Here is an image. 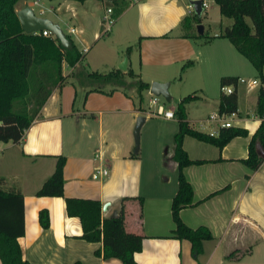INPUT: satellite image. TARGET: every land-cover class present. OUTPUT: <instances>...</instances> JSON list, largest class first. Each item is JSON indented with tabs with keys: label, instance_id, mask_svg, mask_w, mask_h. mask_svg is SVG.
<instances>
[{
	"label": "crops",
	"instance_id": "0c3cea01",
	"mask_svg": "<svg viewBox=\"0 0 264 264\" xmlns=\"http://www.w3.org/2000/svg\"><path fill=\"white\" fill-rule=\"evenodd\" d=\"M106 1L114 6L103 11L92 0H19L15 10L25 3L33 9L38 6L36 15L58 23L61 28L73 17L79 32L76 26L68 32L73 35L78 32L77 37L85 43L80 50L83 61H87L88 53L101 38L118 30L120 20L127 14L128 32L139 41L140 47L149 43L155 46L154 56L143 61L157 66L156 70L193 57L197 40L204 42L186 36L180 26L183 18L192 14L189 0H101ZM108 7L113 9L115 22L104 32L103 16ZM197 24L191 30L194 33ZM218 35L208 42L226 39ZM122 58L112 67L116 69ZM127 58V68L138 74L131 57ZM66 66L63 75L69 76L72 68ZM234 68L221 75L241 77ZM150 79L169 82L171 78L161 71ZM71 82L68 78L53 89L18 142L0 141V188L23 195L24 235L18 238V243L25 260L32 264H122L117 258L104 259L96 254L98 250L102 252L101 241L81 238L79 218L69 216L65 208V198L75 197L98 199L101 204L109 202L106 210H102L104 216H115L123 208L125 230L143 236L142 249L134 254L137 264H264V161L254 171L242 161L248 156L249 141L261 122L256 113L258 94L244 93L239 98L236 87L238 108L231 122L234 127L247 129V136H237L222 148L190 136L183 139L188 157L204 162L182 169L192 186L193 201L179 211V217L187 226H205L212 234L211 239L203 242V251L196 259L188 240L172 236L175 222L171 203L179 174L172 159L174 138L165 150L138 152L132 134L140 112L129 111L128 127L120 124L119 129V102L122 103L119 95L126 98L131 94L119 90L111 94L89 92L84 100L87 88L81 87L79 96L75 88L78 85ZM217 100L216 109L207 117L218 111L219 97ZM95 104L99 105L97 115ZM245 107L251 115L244 112ZM187 119L192 125L204 120H192L188 114ZM193 126L206 133V129ZM175 129L173 137L178 127ZM58 156L66 158L63 196H36L53 173ZM97 169H106L108 173L93 179ZM41 209L48 211L46 228L38 218Z\"/></svg>",
	"mask_w": 264,
	"mask_h": 264
},
{
	"label": "trees",
	"instance_id": "16d2710c",
	"mask_svg": "<svg viewBox=\"0 0 264 264\" xmlns=\"http://www.w3.org/2000/svg\"><path fill=\"white\" fill-rule=\"evenodd\" d=\"M19 0H0V141L18 142L33 120L41 111L53 89L64 84L69 77L77 80L86 79L84 96L89 92L111 94L122 90L134 89L143 101L144 90L149 84L142 81L131 68L124 72L115 69L107 73L87 71L83 66V53L72 42V49L61 46L56 38L44 36L41 32L27 33L21 28L16 15L15 4ZM34 1V0H26ZM84 1V0H77ZM206 1V0H202ZM219 8L221 16L232 19V24L219 34L226 38L257 70L260 87L256 101V113L261 122L251 136L248 144V156L243 163L254 171L262 164L264 158L257 153L256 145L264 150V0H213ZM205 9H202V13ZM201 13V14H202ZM201 16V15H200ZM195 13L186 15L181 21V28L186 36L200 39L193 31V25L200 22ZM250 19L252 26L248 24ZM192 30V31H191ZM204 42L211 37L201 36ZM130 47L127 48V53ZM75 70L67 77L63 75V65ZM134 77L128 81L126 77ZM235 85L230 94L220 93L219 113L236 112L238 108L237 77L223 76L220 87ZM194 96H186L174 111L178 130L174 135L172 159L177 163L178 188L172 198V212L175 228L172 236L186 239L191 244L194 258L203 251V242L212 238L210 230L205 226L191 228L179 217V211L193 201V189L185 178L182 169L191 164L204 161L191 160L183 148L185 136L212 144L218 148L225 146L237 136H247L248 131L241 127L219 128L218 135L209 134L196 129L187 119L185 103ZM143 111L142 106H138ZM66 158L58 156L53 173L42 183L36 196H63V168ZM1 180V179H0ZM123 198L122 200H125ZM101 202L90 198H65L66 212L71 217H78L81 222V238L89 242H102V252L97 255L104 259L117 258L122 264H137L134 254L142 249L143 236L128 233L124 227L123 208L115 216H104ZM43 228L48 227L49 216L46 209L38 215ZM24 235V202L19 191L6 192L0 188V262L1 264H32L23 258L18 238Z\"/></svg>",
	"mask_w": 264,
	"mask_h": 264
},
{
	"label": "rangeland",
	"instance_id": "374dc122",
	"mask_svg": "<svg viewBox=\"0 0 264 264\" xmlns=\"http://www.w3.org/2000/svg\"><path fill=\"white\" fill-rule=\"evenodd\" d=\"M92 1L94 3H97L98 10L101 11H103L107 6H114V4L109 3V1H106V3H102L101 0ZM120 1L123 2V0ZM206 2L208 6L201 14L200 22L196 25L195 28V34L199 35L200 39H202L201 36L214 38L215 34L223 33L225 27L232 24L231 18H226L220 15L218 5L213 0H206ZM55 4H57V2H55ZM39 10L40 9L38 6L34 7V11L36 12V14H39ZM121 10L122 7H119L118 11L120 14ZM68 14L71 16L70 11ZM129 16L127 14L122 20H120L119 28L117 31H114V33L112 32L110 34H106L98 43H96L95 46H93L94 44L91 43L93 48L88 53V63L86 60H84L82 64L87 71L107 73L109 71L115 70V68L112 66H115L118 58H120L121 56H123L124 58L128 55L131 57L132 61L135 64V71L136 73H138V77L142 81L148 83L149 86L152 82H154L150 81V78H152V76H154V73L156 72L161 73L162 71L170 76L171 79H169L170 81L168 82L170 83L168 91L171 98L168 101L163 96H157V103L155 105H150L149 101L152 98V95L149 92L150 87L148 90H144L142 92L143 101L141 102V105L138 104L139 98L134 89H127L128 95L130 96L131 94V97L125 98L124 96L122 97L121 95H119V101H122V103L119 102V110H121V113L119 114V129L121 128L120 124H122L123 128L125 125H127L128 127V121L131 118L129 115V111H139L138 106H142L143 108V111H139L140 115L138 116H147L146 121L142 123L143 125H141L140 127L137 145L139 149L138 152H142L144 150L146 151V149L148 151L154 152L157 148L165 150L168 144L169 146L172 145V140L174 138L172 132L173 130H176L175 126L176 128L178 127L177 118L175 117L167 120L164 116L156 114L157 109L160 105L165 110L173 109L175 111L178 103L184 97L190 95L195 97L190 98L185 103V110L190 119H204L210 112L215 110L217 107V98L221 93L219 80L220 77H218L217 75L220 74V76H223L221 74H225L224 72H226V70H232L235 67L234 72H237L239 75H241L242 78H245L247 81L255 79L257 82V84H255L253 87H249L247 82L239 83V98L244 93H252L254 95L258 94L260 82L257 70L246 58L238 53V51L227 39L216 40L212 43H204L201 40H197V44H195L197 50L195 49L196 52H194L193 57H190L189 59L183 61H173L171 64L166 65L164 68H161V66H159L161 69L156 70L157 66H153L152 64H145L143 59L147 62L156 53V51H154L155 46L152 45V43H149L146 44L144 48L140 47L139 41L135 40L134 35H132L131 31L130 34L128 32L127 28L130 26V24H128V18H130ZM247 22L252 26V22L250 19H247ZM72 26H76V30L79 29L73 17L67 20V24H62V30L73 41L76 48L82 50L85 46V43L80 41L79 37H77L76 34L79 31L77 30L78 32L74 35L69 34L68 32V29ZM199 26L202 27V31H200ZM128 47H130V50L127 53ZM119 64L117 65L116 69H119ZM143 64L144 66H142ZM66 67L71 68L68 66ZM73 70L75 69L72 68L70 74L73 72ZM126 71L127 69L124 72ZM175 71L176 73L174 75H171ZM126 79L128 81L135 80L134 77L128 76L126 77ZM69 80L72 81V84L78 85L75 88L76 90H78V95L80 96V89L81 87H84V83H87L86 79L80 78L79 80H77L74 77H69ZM83 97L84 100H86V96L83 95ZM94 99H97L96 96ZM98 106V104H95L94 112H96L95 110H98ZM248 109V107H245L244 112L251 115ZM95 114L97 115V112ZM136 122L137 118L135 119L132 134L134 141V128ZM193 125H195L196 127H200L198 125V121H195ZM232 125H235V123L233 122ZM213 127L216 128V125L213 124Z\"/></svg>",
	"mask_w": 264,
	"mask_h": 264
},
{
	"label": "water",
	"instance_id": "95a60500",
	"mask_svg": "<svg viewBox=\"0 0 264 264\" xmlns=\"http://www.w3.org/2000/svg\"><path fill=\"white\" fill-rule=\"evenodd\" d=\"M202 0H189L190 5L193 8V11L198 16L202 13ZM16 15L19 19L21 28L24 32L27 33H36L40 32L42 30H48L50 31L54 37L59 41L61 46L65 49L71 50L72 49V42L69 39V37L64 33L62 28L59 26L58 23L53 22L52 20L41 17L35 14V11L32 7V5H29L28 3H25V5L16 11ZM200 31H202V27L199 26ZM127 56L123 58L121 63L119 64L118 68L125 71L127 69ZM170 83L168 82H152L150 84V94L154 96H163L167 101L171 98L168 88ZM145 117L138 116L137 122L134 128V136H135V142H136V150L138 149V137H139V131L142 123L144 122ZM257 153L264 158V150L260 146V144L256 145ZM109 205V202H105L102 205V210L105 211L107 206Z\"/></svg>",
	"mask_w": 264,
	"mask_h": 264
},
{
	"label": "built area",
	"instance_id": "2783aa9c",
	"mask_svg": "<svg viewBox=\"0 0 264 264\" xmlns=\"http://www.w3.org/2000/svg\"><path fill=\"white\" fill-rule=\"evenodd\" d=\"M208 4L206 1L202 2V8L205 9L207 8ZM189 7L192 11V13H194L192 6L189 4ZM115 22V16L113 13V9L111 7H108L105 11V14L103 16V26H104V32H107L110 30V28L112 27V25ZM42 33V35L44 36H51L53 38L54 35L48 31V30H42L40 31ZM248 83L249 87H253L257 82L256 80H249L247 81L245 78L239 77L237 78V85L239 83ZM235 89V85H223L220 87V90L222 93L224 94H230L234 91ZM152 95V94H151ZM150 105H155L157 103V96L152 95V98L149 101ZM156 114H160L162 116H164L167 119H172L175 117L174 112L171 110H165L163 109V107L160 105L157 109ZM236 116V112H232V113H219V111L212 113L210 116H208L206 119L202 120V121H198V125L202 128V129H206L208 131H206L207 134H209L210 136H216L218 135V130L219 128H228V127H232V119ZM213 124L216 125V128L213 127ZM209 128V129H208ZM108 171L106 169H97L93 172L92 177L93 179H99L102 176L107 175Z\"/></svg>",
	"mask_w": 264,
	"mask_h": 264
}]
</instances>
